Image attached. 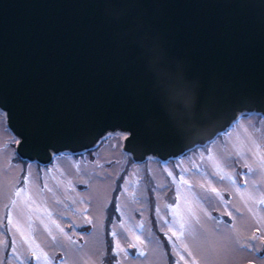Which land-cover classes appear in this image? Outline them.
Masks as SVG:
<instances>
[{
    "label": "water",
    "instance_id": "95a60500",
    "mask_svg": "<svg viewBox=\"0 0 264 264\" xmlns=\"http://www.w3.org/2000/svg\"><path fill=\"white\" fill-rule=\"evenodd\" d=\"M0 106L29 160L115 130L177 156L264 114V0H0Z\"/></svg>",
    "mask_w": 264,
    "mask_h": 264
},
{
    "label": "rangeland",
    "instance_id": "374dc122",
    "mask_svg": "<svg viewBox=\"0 0 264 264\" xmlns=\"http://www.w3.org/2000/svg\"><path fill=\"white\" fill-rule=\"evenodd\" d=\"M109 132L125 134L115 130L102 137ZM13 135L8 126L0 124V217L7 225L5 205L16 199V188H24L23 178L30 174L27 189L35 203L25 210L22 222L27 224L30 213L32 240L47 257L46 262L41 256L33 264H264V205L256 203L264 198V114L243 112L209 142L165 160L155 155L135 160L123 149L122 135H114L100 137L80 151L62 150L69 155L41 163L14 157ZM216 164L236 179L237 186L227 179H211ZM165 165L179 183L167 175ZM193 165L209 175L191 171ZM181 169L190 170L183 180L191 188L180 180ZM209 182L224 202L213 194L211 203H204L190 194L200 193V186L207 188ZM45 184L53 191L41 193ZM117 203L123 216L115 211ZM15 212L13 209L14 217ZM161 216L169 223L164 224ZM53 220L63 233L51 224ZM121 221L124 229L119 228ZM141 223L143 228L137 229ZM114 228L118 233L115 239L110 235ZM11 239L10 233L0 235V241L9 242L7 249L0 244V261L19 264L14 259L7 261ZM16 239L30 257L19 233ZM235 239L258 251L235 246ZM117 242L127 251L114 255ZM131 244L136 247L129 248ZM140 251L143 256L137 255Z\"/></svg>",
    "mask_w": 264,
    "mask_h": 264
},
{
    "label": "snow or ice",
    "instance_id": "6c2138e0",
    "mask_svg": "<svg viewBox=\"0 0 264 264\" xmlns=\"http://www.w3.org/2000/svg\"><path fill=\"white\" fill-rule=\"evenodd\" d=\"M6 108L7 107L0 106V124H3L5 126H7L8 121L10 120V115H11L10 111H7ZM114 135H117V136L122 135V138L124 140H127L130 133H128V134L115 133L114 134V133L109 132V133H107L106 136L102 137V139H108V138L113 137ZM10 143H14L16 145V148L13 151V156L18 157L20 159H23V157L20 155V152H21L22 148L28 146V144H29L28 136H15V135H13ZM5 147H7V145H5ZM45 152H47L50 160H59L65 156L69 155V153L67 151L60 152L58 149H55L54 145L48 146L46 148ZM149 159H151V158H149ZM29 167H31V165ZM53 167H54V165H53ZM43 171L44 170L42 169V172ZM51 171H52L51 168L47 169L48 173H51ZM164 171L167 173V175L169 177L172 178L173 182L179 183L176 181V178L173 176L172 171L169 170L166 165L164 166ZM189 171H190L189 169H181L180 180L183 181V183L187 187L191 188L192 186L188 185V182L183 180L184 174H186ZM191 171L199 173L201 175H209L207 173L202 172L201 168L197 165H193V168L191 169ZM249 171H251V170H249ZM210 175H211V179H217L218 178L220 181L227 179L233 186H237L236 179L233 176H230V175L224 173L223 169L220 167L219 164L215 165V171L213 173H211ZM29 179H30V174L24 176L23 183H24L25 187L24 188L17 187L15 190V193H14L16 199L12 200L10 206L5 205L7 225L3 224V217H0V235H5V234L10 233L11 237H12V239H11V251H10L9 255L7 256V261H12L14 259L15 261H18L19 264H33L34 260L38 261V260H40L41 256H44L43 253H40L38 251V246L35 245V242L32 240L31 233L34 230L32 228L31 214L30 213L27 214V224L26 225H25V223L22 222L26 216L25 210L26 209L30 210L32 204L35 203V201L33 200V197L31 195H29V192L27 189ZM17 183H19V181ZM200 188H201L200 193H195V192L190 193L196 200L204 202V203H211V200H212L213 194H214L216 197L220 198L221 202H224L222 194L220 192H218L215 187L211 186V182H209V185L207 188H205L204 185H201ZM44 190H47L48 192L53 191V189L48 187L47 184H45L43 186V189H41V193ZM185 199L187 202V198H185ZM177 200H179V195L177 196ZM256 203L259 205H264V198L256 201ZM104 207L107 209L108 205L106 204ZM168 207H171V206H168ZM13 209L16 210L15 217L13 215ZM35 211L38 213L40 210L36 209ZM115 211L117 213H119L120 216L124 215V212L122 211L119 203L116 204ZM159 211H160V209L157 208V214H159ZM45 214L48 215L49 217L51 216V213H47L46 210H45ZM229 215H231V213H229ZM113 219H116V217H113ZM160 220L164 224L169 223V221L162 216L160 217ZM181 220H183V218H181ZM41 223H44V221L42 220ZM86 223L91 224L92 221L87 220ZM218 223H219V221H218ZM51 224L55 225V227L57 229H59L60 232H62V233L64 232V229L60 228V226L58 224H56V222L54 220L51 221ZM45 227L48 228V225H45ZM74 227L79 229L80 227H82V225H74ZM124 227H125L124 222L121 221L119 224V228L124 229ZM135 227L137 229H141V228H143V224L142 223L137 224ZM180 228H181V231L183 232V229H184V223L183 222H181ZM13 229H15V231H13ZM169 231H171V227L169 228ZM17 233H19L20 238L23 241V243L28 245V251H30V253H31L30 257L26 256L24 254L23 249L20 247V242L16 239ZM117 234L118 233L115 230V228L110 233V235L112 236L113 239L116 238ZM49 235H51L50 231H49ZM173 235L175 236L177 234L175 232H173ZM165 236H167V233H165ZM52 238H53V240L56 239V237H54V236ZM251 239L255 240L256 237L253 236ZM0 244H2L5 249L9 248V242L7 240L0 241ZM233 244L237 247H240V248H247V249L252 250V251H258V249H254L251 244H241V242L238 239L233 240ZM135 247H136L135 244L129 245V248H135ZM173 247H175V245H173ZM120 251L126 252L127 250L121 249L119 246V243L117 242L116 248L113 249V254L115 255ZM137 255L143 256L144 253L142 251H140L137 253ZM44 260H45V262L47 261L46 256H44ZM0 264H6V262L0 261Z\"/></svg>",
    "mask_w": 264,
    "mask_h": 264
},
{
    "label": "clouds",
    "instance_id": "9594fccd",
    "mask_svg": "<svg viewBox=\"0 0 264 264\" xmlns=\"http://www.w3.org/2000/svg\"><path fill=\"white\" fill-rule=\"evenodd\" d=\"M158 71H163V69H162V68H160V67H158Z\"/></svg>",
    "mask_w": 264,
    "mask_h": 264
}]
</instances>
